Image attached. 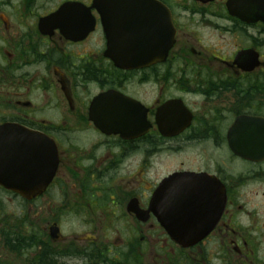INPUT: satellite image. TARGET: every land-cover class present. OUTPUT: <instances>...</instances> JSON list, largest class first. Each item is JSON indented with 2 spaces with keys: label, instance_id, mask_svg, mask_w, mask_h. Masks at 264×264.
Wrapping results in <instances>:
<instances>
[{
  "label": "flooded vegetation",
  "instance_id": "obj_1",
  "mask_svg": "<svg viewBox=\"0 0 264 264\" xmlns=\"http://www.w3.org/2000/svg\"><path fill=\"white\" fill-rule=\"evenodd\" d=\"M93 1L0 0V126L25 160L22 194L0 185V264H264V0L135 3L132 55L172 42L140 69ZM185 174L223 208L180 244L160 220Z\"/></svg>",
  "mask_w": 264,
  "mask_h": 264
},
{
  "label": "water",
  "instance_id": "obj_2",
  "mask_svg": "<svg viewBox=\"0 0 264 264\" xmlns=\"http://www.w3.org/2000/svg\"><path fill=\"white\" fill-rule=\"evenodd\" d=\"M146 5L153 3L150 0H94L93 6L104 21L107 22V29L111 36L112 29L124 28L126 33L122 35L133 36V4ZM137 8V7H136ZM150 10V9H148ZM114 20L117 22L115 23ZM125 20L124 22H122ZM122 22V23H121ZM111 47L116 52L134 51L133 41L110 40ZM157 46L160 43L156 44ZM171 43L160 51L162 55L166 53ZM157 50V49H153ZM150 44L136 40V61L132 55L120 56V66L134 64L136 68L149 66L155 62L162 61L164 57H149L145 53L150 52ZM145 54V55H144ZM22 129L10 125L0 127V185L22 194L23 165L25 164L24 152L19 150L12 155L7 151V135L23 137ZM11 164L14 166L11 168ZM14 174V178H9ZM20 181V184H17ZM169 188L165 199L169 216L161 219L160 222L168 231L173 241L180 244L194 243L204 238L214 227L220 214V198L216 193L217 186L213 180L207 178H185L184 176H173L167 180Z\"/></svg>",
  "mask_w": 264,
  "mask_h": 264
}]
</instances>
